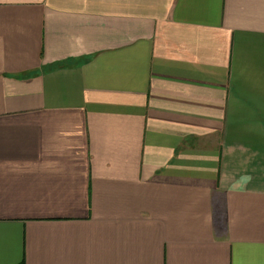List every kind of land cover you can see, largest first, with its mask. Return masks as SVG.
Listing matches in <instances>:
<instances>
[{
	"label": "crops",
	"instance_id": "1",
	"mask_svg": "<svg viewBox=\"0 0 264 264\" xmlns=\"http://www.w3.org/2000/svg\"><path fill=\"white\" fill-rule=\"evenodd\" d=\"M0 264H264V0H0Z\"/></svg>",
	"mask_w": 264,
	"mask_h": 264
}]
</instances>
